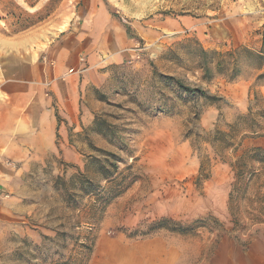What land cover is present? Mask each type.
Segmentation results:
<instances>
[{
	"label": "rangeland",
	"instance_id": "374dc122",
	"mask_svg": "<svg viewBox=\"0 0 264 264\" xmlns=\"http://www.w3.org/2000/svg\"><path fill=\"white\" fill-rule=\"evenodd\" d=\"M187 41L262 51L264 0H0V74L8 56L47 72L63 59L64 74L35 85L55 101L53 85L77 75L89 123L69 127L68 145L26 173L36 209L25 206L19 234L10 227L0 264H87L101 237L172 248L179 264L251 252L264 231V155L245 140L264 138V68L244 57L235 81H203L168 54ZM164 77L219 100L184 95ZM102 152L117 157V171L111 181L90 172L97 190L87 194L72 179ZM5 191L0 208L13 197Z\"/></svg>",
	"mask_w": 264,
	"mask_h": 264
},
{
	"label": "crops",
	"instance_id": "0c3cea01",
	"mask_svg": "<svg viewBox=\"0 0 264 264\" xmlns=\"http://www.w3.org/2000/svg\"><path fill=\"white\" fill-rule=\"evenodd\" d=\"M63 52L71 48L62 46ZM62 52V56H63ZM55 70L28 67L22 56H12L3 60L0 74V188L9 190L13 197L0 208V256L10 252V227L22 231L26 219V205L36 209V198L24 192L23 181L32 166L44 165L49 157L57 156L59 147L68 145L69 127L89 124L88 118L79 117L77 89L80 78L72 75L67 82L53 85L55 101L45 99L44 88L35 85L46 77H58L68 70L63 59H57ZM33 73V79L28 76ZM55 104L56 110L53 106ZM57 114L63 119L59 123ZM61 145H57V134ZM247 147L264 148V138L245 140ZM8 161L17 164L9 166ZM35 204V205H33ZM35 206V207H34ZM14 231V230H13ZM251 252L234 260L225 256L224 264H264V231L251 244ZM167 247L155 250L121 243L119 240L101 237L87 264H179L176 253ZM155 257L161 258L160 263ZM163 258V259H162ZM156 262V263H155ZM220 264V263H213Z\"/></svg>",
	"mask_w": 264,
	"mask_h": 264
},
{
	"label": "trees",
	"instance_id": "16d2710c",
	"mask_svg": "<svg viewBox=\"0 0 264 264\" xmlns=\"http://www.w3.org/2000/svg\"><path fill=\"white\" fill-rule=\"evenodd\" d=\"M168 54L172 57L171 59L175 61L179 60L180 57H184L185 60L190 63L189 69L201 73V79L206 82L212 81L218 75L225 76L230 81H235L242 73L241 65L244 57L254 59L255 66L258 69L261 70L264 68V46L262 51L258 53L247 48H240L227 53H219L205 49L198 41H187L179 47L169 50ZM164 78L172 84L176 91L184 95H189L191 97L198 96L212 102L219 100L218 97L210 95L200 87H191L182 80L173 77ZM262 78H264V74L259 76V79ZM99 122L100 120H97L95 123L98 127L100 126ZM97 132L102 134L105 133L103 130H97ZM102 153L103 158H91L86 165V172L79 173V175L72 179L73 185H81V189L87 194L97 190L92 181L90 172L100 175L104 181H111L117 171V157L108 152ZM257 153L264 155V150L258 148ZM261 162H264V158H261ZM93 167L97 168L95 172L92 171Z\"/></svg>",
	"mask_w": 264,
	"mask_h": 264
},
{
	"label": "built area",
	"instance_id": "2783aa9c",
	"mask_svg": "<svg viewBox=\"0 0 264 264\" xmlns=\"http://www.w3.org/2000/svg\"><path fill=\"white\" fill-rule=\"evenodd\" d=\"M81 62L84 63V59H81ZM8 199H10V194L0 188V206Z\"/></svg>",
	"mask_w": 264,
	"mask_h": 264
}]
</instances>
